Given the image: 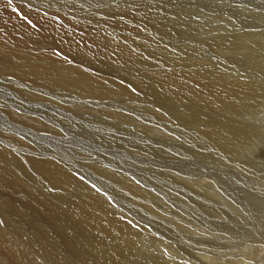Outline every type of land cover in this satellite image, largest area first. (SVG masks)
<instances>
[{"label": "rangeland", "instance_id": "1", "mask_svg": "<svg viewBox=\"0 0 264 264\" xmlns=\"http://www.w3.org/2000/svg\"><path fill=\"white\" fill-rule=\"evenodd\" d=\"M11 1H14L16 4L18 3L29 4L30 2V4L39 7V4L37 5V3H35L37 0H27L28 2L26 0H11ZM67 1L68 0L63 2L69 5V6L66 5V7H71L70 6L71 3V5L73 4L72 6L80 9L83 8V5L85 4L83 0H69V2ZM117 1L118 0H98V4L103 8L104 6ZM168 1L173 8H175V6L178 5V8H175V12L176 14L180 12V14L182 15V19L180 23L183 25H184L183 21H185L186 23L188 22V24L189 22H191L190 23V27H191L192 23H195L201 19L200 20L201 24H209L208 22H210L211 24L214 25L215 28H218L217 30L213 31V34H217V35L219 33V29L221 30V33L228 32L230 35L231 33H234V35L239 34L241 36L242 33L243 35L245 34L248 35L247 33H260V34L264 33V10L262 8L263 5L261 4L260 0H208V1L180 0V2L183 3V5L182 3L179 4L178 0H171V1L168 0ZM158 3L159 4L151 3L150 0H141L139 2L138 8L136 7L134 9L136 10L142 9L140 11H142L144 14L142 15V13H139L135 15L134 13H132L134 18L131 19V22L135 24V26L132 27V30H135L137 32L144 30L145 32V29H148L147 24L149 23V19H147L148 21H146V18H144V16L149 11H155V12L162 11L160 10L162 8L161 7L162 3L161 2ZM28 4H25V6H28ZM92 7L94 6H91L90 8ZM150 7L153 8V10H150ZM87 11H89V13L93 12V10L91 9L90 10L87 9ZM41 12H44V14L46 15L49 14L46 11H40V13ZM201 12H204V14L202 15ZM161 14H163V11L161 12ZM258 15L260 16V18ZM52 17L54 18V16ZM105 17L106 16H104L103 18ZM252 20L253 22H251ZM29 21L31 20L29 19ZM246 21L247 22L249 21V23H247ZM119 22L120 20H117L116 22L117 28L120 27L118 25ZM196 25L198 24H195L192 27L196 29V27H198ZM251 25L252 28H250ZM223 26H225V28L221 29ZM192 27L190 31L194 34L195 30H193ZM150 29L149 31H146V33L150 32L151 34ZM171 33L174 32L172 31ZM200 33L203 34L201 29H200ZM226 35L227 34H224L222 37H215V39L217 41L227 40ZM154 36H156V39L159 40H161V37H164V35L162 36V34L159 33H154ZM154 36H151V39L155 42ZM188 38H189L188 45L191 43L192 48H194L195 51H197L198 48L197 45L195 44V41H193V38L192 37H188ZM247 41L245 42L242 41L241 43L249 44V40ZM147 42L146 44H148ZM163 46H165L163 47V49L166 51L165 55L168 56V50H169L168 48H170L169 51H173V48L168 44L166 46L165 43L163 44ZM38 47L39 46L36 45V48ZM43 48H44L43 51L46 53V55L52 56L53 59H55L58 62L59 61L63 62L60 64L68 69L71 68L70 70L74 69L79 71V69H81L87 74L94 77H99L102 75L100 79L107 87L108 92L107 91L104 92L105 96L103 95V93L100 94L101 98L99 97V95L96 96L97 98H94L92 95H81L76 92L65 91V93H63L62 91L64 90H59V89L54 90L52 94L48 92H44V93L41 91L38 92L35 90L28 91V94H24V92H20L16 89H14L13 91L8 90V87H10V85H8L7 89L5 90V88L3 87L5 80L2 81L3 79L0 77L1 78L0 95L2 96V97L0 96L1 103L10 105L11 104L10 102H12L13 105L18 104L21 107L19 106L17 107L25 111H32L30 110V108H36V109L38 108V110L42 111L43 116L46 119L40 115L37 116L30 115V116L37 118L40 122L44 124L46 123V125L48 124L50 125V126L48 125L49 130H44V129L37 130L35 128L31 130L29 128L28 130H26L27 126L20 127L19 123L15 124L16 126L19 124L17 127L9 126L8 123H10V121L8 120V118L6 116L4 118L0 117V124L4 125V127L0 126V135L2 134L3 136H8L9 139H14V138L16 139V141H12L9 139H7L8 141L0 140V147L3 148L5 146L4 149L10 153V156L15 157L18 160L17 164L15 163L13 164V166L7 167L6 171L0 172V205H1L0 228L6 231V233L8 232L7 235L12 242L15 241L21 242L23 240H27L30 243V245L33 247V249H38L39 246L43 244V237L44 235H46L47 230L43 229L44 222L42 223L43 226H41V228L35 226L33 227L32 223L27 224V223L19 222L20 223L19 224L17 219L21 217V212L15 211L14 213L12 208H10L11 206L3 205V201H7V200H8L7 202H9L10 205L15 206V208L17 207L22 208L24 206L25 210L23 211L21 210L22 213L27 211L28 205H30L28 208L37 209L40 207V205L45 204L46 207L48 208L52 206L53 202L56 205L60 206L61 211L70 210L72 211V214H75V212H81L83 217H85V221H86L85 232L87 233V236L88 235L90 236L88 237L87 240H93L94 238L92 237H98L115 245L114 247H112L113 250H117L123 253L125 256L121 264H129V263L131 264V262H133L132 264H134L136 259H139L138 258L139 255L142 257L141 258L142 261L150 259L151 257H145V256H147L151 252L152 248L153 249L162 248L163 250L165 249L166 251L165 254L170 255L171 257L169 258L168 256L167 258L173 264L174 263L185 264V262L181 263L180 261L181 259L185 260L187 262L186 264H211V263L218 264L220 262L225 263L227 259L221 257V255L224 254L227 250H233L235 252H240V253H246V252L249 253L250 251L246 250V248H251L254 245L252 243L256 241L258 242L256 243L257 245L256 244L255 245L261 247V250L262 249L264 250V244L258 239V237L254 235V234L264 235V218L260 220V218L257 215L251 218L250 216H248L249 214L248 211H246L249 205L253 206L257 202H259L260 199L262 200L259 202L260 205L259 204L258 205L260 207H264V190H263L264 160L258 159L260 157L259 156L260 154L261 156L264 157V154L261 153V151L264 149L263 146L264 137L263 136L262 138L255 137L253 134L250 133V132L253 133L254 129L252 127H247V126L246 129L250 132L247 134L246 137L243 136L239 137L237 134L236 135L230 134L229 132L230 135L222 133L224 137L217 141L215 136L212 135L211 137L208 138V136L203 133L204 132L203 129L207 128L208 124L209 126L212 124L221 125L223 122L227 123L228 121L229 123V121L235 119L240 121L244 125L245 124L253 125L257 120L260 122L259 123L260 126H264V109H263L264 108V86H263L264 70L261 69L264 66V64H262L264 63V58L254 57L253 65L251 68V72L254 73V77L251 78V83L253 84L251 85V87L253 89H256L255 91L257 93L256 102L259 106V109H256L258 107L255 105H250L251 106L250 111L254 110L253 112L245 113L242 110L239 114L240 115L239 117H231L232 114L229 113L226 110V108L225 110H223V108L217 109L215 107L209 106L207 108L208 111H206L202 119L198 120L200 122L196 124L192 119L193 110L190 112L186 111L185 114L181 109H177V107L174 108L172 106H163L160 108L158 105L155 106L149 105L147 100V95L149 94V90L142 89L138 87L136 84V81L140 80V78L142 79L141 77L142 72L140 70L133 71L132 73L125 75L122 74V76L118 74L121 77L110 76L112 75V73L110 72L109 69L102 71L98 70V72L96 70L93 71L94 69H97V67L92 66V64L90 67L88 64H86L87 60L85 59L83 60V58L77 56L69 57L56 48L49 49L48 46L46 45H44ZM149 50L150 49L145 48V50L141 49L136 53L140 55L145 61H147L149 57L153 58L154 56L151 53V51H150L151 56L146 54ZM174 50L175 52L180 53L178 49H174ZM236 51L237 50H235V53ZM34 52L39 53L37 50ZM184 52L187 53L186 50ZM50 56L48 57L45 56L47 59V61L45 60L46 65L48 66H51L49 64L51 62L49 61L51 60ZM45 57L43 59H45ZM183 59H185L184 55H183ZM160 60L161 63L164 64L166 69H173V70L180 69L179 66L180 63H177L178 61H174L176 62L174 63L162 58H160ZM215 61L216 60H213V62ZM154 62L160 63L159 60H155ZM56 66L59 69L64 68L60 65H56ZM140 67H141V63L139 64V68ZM198 67H202V66L198 65ZM66 68L64 69L65 73L67 75H70V72ZM116 72L119 73V71L117 70ZM146 75H148V72L146 73ZM86 76L91 80H95V78L92 79V77L88 75ZM9 81L13 83L14 79L10 77L7 83ZM117 83L120 84L118 85ZM115 86L119 89H115L114 88ZM132 87H134L135 89ZM109 88L112 89L114 94ZM47 89L48 88H43L42 90L46 91ZM42 94L43 97H41ZM3 96L5 97L6 100H4ZM88 99L90 100L88 101ZM90 105L91 108H89ZM115 107L120 108L121 112L123 114L124 113L126 114V115L124 114L126 118H124V116L120 118L119 116L114 114V112H116ZM171 108L174 109L171 110ZM21 109L18 108L13 109V111L14 112L16 111L17 113L24 115L25 112L22 111ZM83 112L85 113L88 112V113L85 114ZM249 117L251 118L250 120ZM83 124L84 127H82ZM202 125H204L203 129L201 128ZM52 129L55 130L51 131ZM39 133L41 134L44 133L43 134L44 136L38 135ZM250 134L253 136H251ZM260 139H261V143H259ZM21 142L24 144H21ZM256 145L259 146V148H254V146ZM14 146H16V149ZM130 146H132V148H130ZM132 150L135 151L131 152ZM26 151H28L29 153ZM19 152H25L26 156L21 155ZM31 153H33V155ZM34 154H36V156ZM27 157L33 158V160L30 161L31 163L28 162ZM133 158L138 161L133 162ZM79 159H81V161ZM24 161L28 163L26 164ZM41 164L42 166L47 168H49L48 166H51L50 169H53L55 171L60 170L59 172L60 173L63 172L62 174H64V178H66L67 180L74 177L75 179H77V181H75L73 185L75 183H79L80 185L82 186L84 185L88 188L81 191L82 193L81 195L78 192L79 189L78 188L76 189L75 185L74 188L76 190L72 193L70 192L71 187H66L68 191L66 190V188L62 190L60 185L52 181L55 179H53L49 174L44 173V169L42 170L40 169ZM185 164H187L185 168L189 170L188 174L192 175L193 178L188 177L186 175L180 176V177H185V181H180L178 178H169V176H174V174L172 173L173 169H177L180 166L183 167V165ZM86 165H88L89 167ZM107 165H109V167L116 168V174L118 175L119 174L122 175L121 173H125L123 171L135 170L129 175L128 180L133 184L136 183L135 184L136 186L143 188L144 192L136 190L132 186H131L132 189H129L128 191L127 185L124 180H122L121 178H117L116 176H111L110 174L108 175L109 170L107 169ZM70 166L71 168H69ZM202 167L204 169L203 173H205L206 176H208V174L212 172L208 176L210 178L211 184L206 185L205 183H201L200 181H198L197 178H194L196 176V173H198ZM121 169H125V170H121ZM110 171L112 170L110 169ZM28 176H31L32 178ZM82 176L85 177L82 178ZM28 178H30L29 179L30 181L28 180ZM51 178L52 180H49ZM46 179L48 180V182ZM166 180L169 181V186L167 185ZM234 180H236V185L239 188V191L245 194V195L241 194L240 195L241 199L237 198L236 199L237 201L235 199H232L229 195H227L226 190L223 188L224 185H231V183H234ZM225 181L226 182L229 181L230 183L229 182L226 183ZM195 183L200 187L197 186ZM45 184H47V186ZM11 187L13 188L11 189ZM15 189L17 192L15 191ZM96 189L99 192H97ZM110 190H112V192ZM190 190L192 193L190 192ZM86 191H89V194L87 195L88 196L90 195L91 200L95 199L92 200V202L94 205H96V207H89L88 205H86V201L84 197V193L86 194ZM94 192L95 194L102 196L105 199V203L107 205H110L118 210L116 219H121L122 222H124V224L126 223L129 231L124 232L121 228H118L117 226H116L117 227L116 230L118 232L116 230L112 231L110 230V228L113 225H108L106 227L107 229L106 230L105 227H100L98 225L99 221L97 220L94 221L92 218L90 219V213H93V211L94 214H102L106 212V210H104V206L101 203L96 202V198L92 197V193ZM206 193L208 194L209 198L208 197L206 198ZM65 194L72 195L71 198L70 196L65 197L67 200H71V202L63 201L62 199H60V197L58 198V196H62ZM196 196L198 198H196ZM13 198H17L16 199L17 201L15 199L13 200ZM242 199L245 200L243 201ZM34 205L35 207H33ZM199 206L202 208L201 210L204 212V214L200 212ZM213 207L217 209V212L220 215L219 218L217 217L216 219L217 221L227 222V224H230L228 217L232 215H237L235 213H239L241 218L246 219L245 221H242V223H244L246 227L242 226L241 228L237 229L234 226H231L232 228L237 229L235 232L236 238H234L229 233L224 231H217L215 234L214 232L208 229L196 226L198 220H201L200 216L202 215L204 216L202 218V222L204 223V225L207 226L212 224V221L209 218H207L206 215L211 213ZM13 213L17 214V216L13 215ZM86 215H88V217H86ZM186 215H187V219H184V216ZM63 218L65 219L66 224H69L71 220L73 221L72 217L70 216H64ZM112 218L114 217L112 216ZM89 221L91 222L89 223ZM163 221H169L171 226L174 227V229L172 228L173 230H171L173 233L171 238L174 239L169 240L170 233L168 232L167 233L168 239L162 237L160 238L165 243L163 242L162 244L156 246L154 243L155 241L153 242V239L150 238L151 235V232H149L151 231L150 225L153 222L152 230L154 231L156 228L160 226V224L166 226V224ZM247 224H252V227L254 229V234L249 231ZM175 225L177 228L175 227ZM24 227L26 228V230ZM67 227L70 229V232L72 231L71 234L75 233V235L73 236L76 237L77 239L76 243H78V246L76 248H81V249L85 248L84 249L85 254H83V257L81 258L80 256L77 255L78 258L82 260L85 259L89 261H94L97 263L100 261L101 256H105V258L109 261L111 260V257H109L110 254L107 253V251L111 250L112 248L106 251L105 247H103L102 251L100 252L97 248L93 246V248L96 249L98 252H92L90 250H86L87 247H89L88 244L89 242L85 244L84 240L80 238L79 230L76 229V224L73 227L71 226H67ZM201 229H204L205 232L213 233L217 237V238L215 236L213 237L211 245L207 243H203L202 245L198 246L194 243L195 241H197L196 238L203 239L202 237H200ZM18 230L21 232H19ZM22 231H24L25 233H23ZM108 231H111L113 233H109ZM118 234L120 237L122 236L124 238V241L118 237ZM175 240L181 243L184 242V247L181 248V245H176ZM115 241L118 243H115ZM57 247L61 249V251L57 250V253L59 255L62 254L71 257L68 253L73 254V256L77 254L75 251L76 248H73L74 250L73 249L69 250V248L63 247L62 244ZM217 247H220V249H218ZM166 249L169 250L167 251ZM64 250L67 253L64 252ZM261 250H260V255L262 256L264 254V251L261 252ZM206 252L208 253L211 252L213 253V255L207 254ZM254 255H257V253L254 252L252 253L253 258ZM40 257L42 258L41 261L43 264L55 263L51 258H47L43 255H40ZM176 258L177 259L179 258L180 260L179 261L175 260ZM209 259L212 260L210 261ZM5 261L7 264H14L8 256H5Z\"/></svg>", "mask_w": 264, "mask_h": 264}, {"label": "bare ground", "instance_id": "2", "mask_svg": "<svg viewBox=\"0 0 264 264\" xmlns=\"http://www.w3.org/2000/svg\"><path fill=\"white\" fill-rule=\"evenodd\" d=\"M37 1L35 3H37V5L39 4V7H36V5L30 4V2H29V4L25 3V4H28V6H25L24 3H23L24 5H23V4H19V3L16 4L14 1L9 2V0H0V77L3 79L2 81L5 80L4 85H3L5 90L7 89V86L10 85V87H8V90L13 91L14 89H16L20 92H24V94H28V91H34V90L38 91V92L41 91L43 93L48 92V93L52 94V92L54 90L59 89V90H64V91H62L63 93H65V91L76 92V93L81 94V95H92L94 98H97L96 96H98V95L100 97V94H102V93L105 96L104 92L107 91V87L104 85V83L100 79L102 77V75L99 77H94V76L87 74L86 72H84L81 69H79V71L74 70V69L70 70L71 69L70 67H69L70 69H68V68L62 66L60 63H63V62H60V61L58 62L55 59H53L52 56L46 55V53L43 51L44 50L43 46L46 45V46H48L49 49L50 48L51 49L56 48V49L62 51L65 55H67L69 57H71V56L76 57L77 56V57L83 58V60L84 59L87 60L86 64H88L90 67H91V64H92V66L97 67V69H94V70L92 69L93 71L96 70L98 72V70L102 71V70L109 69L110 72L112 73V75H110V76H120V75L122 76V74L125 75V74L132 73L133 71H139L140 70L142 72L141 73L142 79L140 78V80L136 81V84L138 87H140L142 89L149 90V94L147 95V100H148L149 105H152V106L158 105L160 108L163 106H172L174 108L177 107V109H181L184 113L186 111L190 112L193 110L192 119L196 124H198L200 122L198 120L202 119V117L205 115L206 111H208L207 108L209 106L215 107L217 109L223 108V110H225V108H226V110L232 114L231 117H239L240 116L239 114L242 110L245 113L253 112L254 110L250 111V107H251L250 105H255L258 107L256 109H259V106L256 102V99H257V93L255 92L256 89H253L251 87V85H253L251 83V78L254 77V73L251 72V68L253 65L254 57L264 58V33H261V34L260 33H247L248 35H246V34L243 35V33H242V36H241L239 34L234 35V33H231V35H230L228 32L221 33V30L219 29V33L217 35V34H213V31L217 30L218 28H215L214 25L211 24L210 22H208L209 24H201V21H200L201 19H200L197 22L191 24L192 26L195 24H198V25H196V26H198V27H196V29H194L191 26L193 28V30H195V32L193 34L190 31V29H191L190 23L191 22H189V24H188V22L186 23L185 21H183L184 25L181 24L180 21L182 19V15L178 11H177L178 12L177 14L175 12V8H178V5H176L175 8H173L168 0H150L151 3H154V4H159L158 2L162 3V6L161 5H159V6L162 7L160 10L163 11V14H161L162 11H157V12L149 11V12H147V14H145L144 18H146V21H148L147 19H149V23L147 24L148 29H145V32H144V30L138 31V32L135 30H132V27L135 26V24H133L131 22V19L134 18L132 13H134L135 15H137L139 13H142V15L144 14L142 11H140L142 9H140V10L134 9L136 7L138 8L139 2L141 0H118L117 2H113V3H110L106 6H104L103 7L104 9L101 6H99L98 0H83V2L85 4L83 5V8H80V9L72 6L73 4L71 5V3H70L71 7H66V5L69 6L67 3H63L66 0H37ZM23 2H25V1H23ZM56 2H57V5H56ZM67 2H69V0ZM178 2H179V4L182 3V2H180V0H178ZM260 2L263 5L262 8L264 10V0H260ZM182 5H183V3H182ZM91 6H94V7L90 8ZM68 9H71V10H68ZM87 9H89V10L91 9V10H93V12L89 13V11H87ZM254 9H255V7H254ZM150 10H153V8L150 7ZM40 11H46L49 13L48 15H50V16L44 14V12H41L42 13L41 14ZM95 13H97V14H95ZM201 14L203 15L204 12H201ZM103 15L106 17L103 18L104 17ZM52 16H54V18ZM120 16H122V17H120ZM246 16H248V15H246ZM259 18H260V16H259ZM29 19L33 23L31 21H29ZM117 20H120V22L118 23V25L120 27H118V28L116 25ZM89 22H91V23H89ZM218 22H219V20H218ZM251 22H253V20ZM247 23H249V21ZM252 25L250 26V28H252ZM223 28H225V26H223L221 29H223ZM149 29L151 31V34H150V32L146 33V31H149ZM200 29L202 30L203 34L200 33ZM172 31L174 33H171ZM154 33L162 34V36L164 35V37H161V40L156 39V36H154ZM224 34H227L226 35L227 40L217 41L215 39V37H222ZM151 36H154L155 42L151 39ZM188 37H192L193 41H195V44L197 45V48H198L197 51H195V49L192 48L191 43L188 45V43H189ZM147 40H148V42H147ZM247 40H249V44H247V43L242 44L241 43L242 41L245 42ZM146 42L148 44H146ZM164 43L166 44V46L168 44L173 48V51H169L170 48H168L169 49L168 50V56L165 55L166 51L163 49V47H165V46H163ZM36 45H38L39 47L36 48ZM145 48L150 49L146 53L147 55H150V51L154 55L153 58L149 57V59L147 61H145L140 55H138L136 53L137 51H140L141 49L145 50ZM174 49H178V51L180 53L175 52ZM36 50L39 53H35L34 51H36ZM185 50L187 51V53L184 52ZM235 50H237L236 53H235ZM134 51H135V53H134ZM193 54H195V55H193ZM51 55H53V54H51ZM183 55H184L185 59H183ZM45 56L46 57L50 56L51 60H49V61H51V62L49 64L51 66L46 65L47 59ZM44 57H45V59H43ZM160 58L166 59L167 61H171V62L178 61L177 63H180L179 64L180 69H176V70L166 69L164 64L161 63ZM145 59H146V57H145ZM155 60H159L160 63L154 62ZM213 60H216V61L213 62ZM140 63H141V67L139 68ZM174 63H176V62H174ZM262 64H264V63H262ZM53 65L54 66L60 65L64 68L59 69L57 66H56L57 67L56 68ZM198 65H200L202 67H198ZM263 67L261 68L262 70H264ZM65 68L70 72V75H67L65 73V71H64ZM116 70L119 71V73L116 72ZM147 72H148V75H146ZM118 74H120V75H118ZM86 75L92 77V79L95 78V80H91ZM10 77H12L14 79L13 83L11 81H9L7 83L8 79ZM96 79H97V81H96ZM117 79H119V78H117ZM137 79H139V78H137ZM143 80H145V81H143ZM43 88H48V89L46 91H44V90H42ZM114 88L119 89L116 86ZM132 88H134V87H132ZM110 90L112 91V89H110ZM1 92H3V91H1ZM9 93H10V91H9ZM112 93H113V91H112ZM116 95H119V94H116ZM41 97H43V94ZM91 99H92V97H91ZM4 100H6L5 97H4ZM89 100L90 99H88V101ZM63 102H66V101H63ZM10 103H11L10 105H7V104L0 102V117L4 118L6 116L8 118V120L10 121V123H8L9 126L17 127L20 124V127L21 126H27L26 130H28L29 128H30V130L34 129V128L37 130H41V129L49 130V128H48L49 124L46 125V123L44 124V123L40 122L37 118L33 117V116H37V115L43 116L42 111L38 110V108L37 109L36 108H30V110H32V111H25V110L19 108L21 106H19L18 104L13 105L12 102H10ZM17 106H19V107H17ZM17 108L24 111L25 114L23 115V114L17 113L16 111L14 112L13 109H17ZM89 108H91V105ZM41 109H42V107H41ZM173 109L171 108V110H173ZM212 109H214V108H212ZM83 111H85V110H83ZM115 111L116 112H114V114H116L120 118H122L123 116H124V118H126L125 117L126 114L124 113L125 114L124 115L121 112L120 108H116ZM233 112H234V114L235 113L236 114L234 115ZM83 113H85V112H83ZM86 113H88V112H86ZM210 114H211V112H210ZM30 115H33V116H30ZM250 119L251 118L249 117V120ZM17 123H19V124L16 126L15 124H17ZM259 123L260 122L256 120L255 124H253V125H248V124L244 125L240 121L235 119V120L229 121V123H228V121H227V123L223 122L221 125H213L212 124L209 126V124H208L207 128H209V129H207V128L203 129L204 125H202L201 128L204 131L203 133L206 134L208 136V138L213 135L216 137L217 141L224 137L222 133L228 134V135H230V134L236 135L237 134L239 137H242V136L246 137L247 134L250 132L246 129V126L252 127L254 129V132L253 133L250 132V133L253 134L255 137L262 138V136L264 137V126H260ZM0 126L4 127L3 124H0ZM82 127H84V124ZM58 128H60V127H58ZM54 130L55 129H52L51 131H54ZM58 130H60V129H58ZM66 131H67V129H66ZM2 132H4V131H2ZM229 132H230V134H229ZM12 134H14V133H12ZM43 134L39 133L38 135L42 136ZM53 135H55V134H53ZM164 135H165V133H164ZM253 135H251V136H253ZM12 136H15V135H12ZM0 138H1L0 140H5V141L7 139H9L8 136H3L2 134L0 135ZM9 140L16 141L15 138L9 139ZM259 143H261V139H260ZM21 144H24V143L21 142ZM220 144H222V143H220ZM263 146H264V142H263ZM4 147L3 148L0 147V172L6 171L7 167L13 166V164H15V163L17 164V162H18V160L15 157L10 156V153L8 151H6L4 149ZM14 147L16 149V146H14ZM130 148H132V146H130ZM254 148H259V146L256 145V146H254ZM9 150H11V149H9ZM135 150H132L131 152H133ZM26 152H28V151H26ZM19 153L21 155L26 156L25 152H19ZM33 153H31V154L33 155ZM261 153L264 154V149L261 151ZM34 155L36 156V154H34ZM259 156H260L259 158L257 157L258 159L264 160V157L261 156V154ZM27 160H28V162H30L31 160H33V158L27 157ZM79 160L81 161V159H79ZM137 161L138 160L133 158V162H137ZM28 162H25V163L27 164ZM102 165H104V164H102ZM186 165L187 164L183 165V167L180 166L177 169H173L172 173L174 174V176H169V178H178L180 181H185V177H180L181 175H186L188 177L193 178L192 175L188 174L189 170L187 168H185ZM86 166H88V165H86ZM101 166H100V168H101ZM48 167L49 168L44 167L41 164L40 169L41 170L44 169V173L49 174L53 179H55V180H52V178H51L49 180H52L56 184L60 185L62 190H64V188H66V187H71V191L70 190L69 191L72 193L78 188L79 191L78 190L77 191L81 195L82 194L81 191L88 188L84 185L83 186L80 185L79 183H75L74 184L76 187V189H75L73 183L75 181H77V179L72 177V178L67 180L66 178H64V174H62L63 172L60 173L59 172L60 170L55 171L53 169H50L51 166H48ZM72 167H73V165H72ZM58 168H59V165H58ZM69 168H71V166ZM112 168L113 167H109V165H107V169L109 170L108 175L110 174L111 176H116L117 178H121L122 180H124L126 185H127L128 191H129V189H132L131 188V186H132L136 190L144 192L143 188L136 186L135 185L136 183L133 184L128 180L129 175L135 170L123 171L125 173H121L122 175H120V174L118 175V174H116V168H113V169ZM102 169H104V168H102ZM110 169L112 171H110ZM98 170H99V168H98ZM121 170H125V169H121ZM203 170L204 169L202 167L200 169V171L198 173H196V176L194 178H197L198 181H200L201 183H205L206 185L211 184L210 178L208 176L212 172H210L208 174V176H206L205 173H203ZM25 172H24V174H25ZM119 172H120V170H119ZM32 174H34V173H32ZM44 176H45V174H44ZM28 177H31V176H28ZM83 177H85V176H82V178ZM206 178H207V181H206ZM20 179H21V177H20ZM29 179L30 178H28V180ZM47 182H48V180H47ZM227 182H229V181H227ZM166 183L169 186L168 180H166ZM201 183H199V184H201ZM52 184H53V182H52ZM222 184H223V182H222ZM45 185L47 186V184H45ZM197 186H199V185H197ZM94 187H95V185H94ZM236 187H237L236 180H234V183H231V185H224L223 186V188L227 192V195H229L232 199H235V200L237 198H240L241 194L245 195L244 193L239 191L238 187H237L238 189ZM12 188L13 187H11V189ZM32 188H33V186H32ZM107 188H108V186H107ZM19 190H22V189H19ZM33 190H35V189H33ZM41 190H43V189H41ZM66 190H67V188H66ZM191 190H190V192H191ZM15 191H16V189H15ZM89 191H86V194L84 193L86 205H88L89 207H96V205H94L92 202V200H95V199L91 200L90 195L89 196L87 195V194H89ZM96 191H97V189H96ZM110 191L112 192V190H110ZM146 191H147V189H146ZM97 192H99V191H97ZM1 194H4V193H1ZM58 194H60V193H58ZM213 194H214V192H213ZM42 196H44V195H42ZM67 196H70V198H71L72 195L71 194H65L62 196H58V198L60 197V199H62L63 201L71 202V200H67L65 198ZM92 197L96 198V202H99L104 206V210H106V212L102 213V214H94V211H93V213H90V219L92 218L94 221L95 220L99 221L98 225L100 227H105V229L108 225H113L110 228V230H112V231H115L117 227L121 228L124 232L129 231L126 223L124 224V222H122L121 219H116L117 213H118L117 209L113 208L110 205H107L105 203V199L102 196L95 194V192L92 193ZM207 197L209 198L208 194L206 193V198ZM58 198H57V200H58ZM76 198H77V196H76ZM109 198H110V196H109ZM188 198H189V196H188ZM190 198H191V195H190ZM196 198H198V197L196 196ZM14 199L16 200L17 198H13V200ZM4 200H6V199H4ZM242 200L244 201L245 199H242ZM261 200L262 199H260L259 202ZM7 201H3V205L11 206L10 208H12L14 213H15V211L21 212V217H19V218L17 217L18 223L19 222L27 223V224L32 223L33 227L35 226V227L41 228V226H43L42 223L44 222L43 229H46L47 232H46V235H44V237H43V244L42 245H45V246L41 245V246H39L38 249H33V247L30 245V243L27 240H23L21 242L20 241L19 242H16V241L12 242L11 239H9V237L7 235L8 232L6 233V231H4L0 228V264H7L5 261V256H8L14 264H43L41 261L42 258L40 257V255H43L47 258H51L53 260V262H55L52 264H118V263L121 264V262L125 258L123 253H121L117 250H113L112 247H114L115 245H113V244H111V243H109V242H107L101 238L92 237V238H94L93 240H87L88 237H90V236L89 235L87 236V233L85 232V222L86 221H85V217H83L81 212H75V214H72V211H70V210L61 211L60 206L56 205L53 202L52 206L48 207V208L46 207L45 204L40 205V207L37 209L36 208H28L30 206V205H28L27 211L22 213V211L25 210L24 206L23 207L21 206L22 208H20V207L15 208V206L10 205V203ZM46 201H44V202H46ZM57 202H59V201H57ZM80 202H81V199H80ZM259 202H257L253 206L249 205L247 207L246 211H248V213H249L248 216H250L251 218H253V216L257 215L261 220L262 218H264V207H260ZM181 204H183V203H181ZM36 205H38V204H36ZM18 206H19V203H18ZM33 207H35V205ZM199 208H200V212L204 214V212L201 210L202 208L200 206H199ZM228 210H231V209H228ZM244 211H245V209H244ZM18 212H17V214H18ZM14 213H13V215L17 216V214H14ZM186 214H187V212H186ZM200 214H199V216H200ZM235 214H237V215H232V216L228 217L230 224H227V222L217 221L216 219H217V217L219 218L220 215L217 212V209H215L213 207L211 213L206 215L207 218H209L212 221V224L207 225V226L204 225V223L202 222V218L204 216L202 215V216H200L201 220H198L196 226L208 229V230L214 232L215 234L217 231H224V232L229 233L234 238H236V236H235L236 230L241 228L242 226H245V224L242 223V221H245L246 219L241 218L239 213H235ZM111 215L115 219L112 218ZM64 216L72 217L73 221L71 220V222L69 224H66V221L63 218ZM86 217H88V215H86ZM184 219H187V215L184 216ZM61 222H64L65 224L61 223ZM90 222L91 221H89V223ZM163 222L166 224V226H164L163 224H160V226L158 228H156L154 231L152 230V227H153L152 223L153 222L150 225L151 226L150 227L151 231H149V232H151L150 238L153 239V242L155 241L154 243L156 246H158L164 242L163 240L160 239L161 237L168 239V235H167L168 232L170 233L169 240L174 239V238H171L172 234H173L171 230H173L174 227L171 226L169 221H163ZM19 224H17V225H19ZM75 224H76V229L79 230L80 238L82 240H84L85 244L89 242L88 243L89 247H87L86 250H90L92 252H98L96 249L93 248V246L95 248H97L100 252L102 251L103 247H105L106 251L112 248L111 250L107 251V253L110 254L109 257H111L110 261L107 260L105 258V256H101L100 261L98 263L94 262V261H89V260H85V259L82 260V259L78 258V256H80L81 258L83 257V254H85V250H84L85 248L84 249L76 248L78 246V243H76V241H77L76 237L73 236V235H75V233L73 232L74 234H71L72 231L70 232V229L67 227V226L73 227ZM231 226H234L237 229L232 228ZM175 227H176V225H175ZM247 227L249 228V231L254 234V229L252 227V224H247ZM7 229H9V228H7ZM25 230H26V228H25ZM145 231H146V229H145ZM19 232H21V231H19ZM22 232L25 233L24 231H22ZM108 232L113 233L111 231H108ZM14 233H17V232H14ZM43 234H45V233H43ZM200 234H201L200 237H202L203 239L196 238L197 241H195L194 243L198 246L202 245L203 243H207V244L211 245L212 239L215 236V234L210 233V232H205L204 229L200 230ZM254 235L256 237H258V239L264 244V235H256V234H254ZM118 237L124 241V238L122 236L120 237L119 234H118ZM179 240H181V239H179ZM188 240H190V239H188ZM257 242L258 241L253 242L252 244H254V245L251 248H246V250H249L251 253L250 252L249 253L248 252L240 253V252H235L233 250H227L224 253L226 256L224 254L221 255V257L226 258L227 261L224 260L225 263L220 262L218 264H264V254L262 256L260 255L261 247L256 246ZM59 243H61L63 247L69 248V250L76 248L75 251L77 254L75 253L76 255L73 256V254L68 253L71 257L65 256L62 254L59 255L57 253V250L61 251V249H59L57 247V246L61 245ZM115 243H118V242L115 241ZM119 243H120V241H119ZM175 243H176V245H181V248L184 247V242L181 243V242L175 240ZM81 246H79V247H81ZM249 246H250V244H249ZM217 248L220 249V247H217ZM170 250H171V248H170ZM221 250H223V249H221ZM34 251L35 252L37 251V252L35 253ZM172 251H173V249H172ZM262 251H264V250L262 249L261 252ZM64 252H66V251L64 250ZM169 252H171V251H169ZM253 252L257 253V255H254V258L252 256ZM165 253H166L165 249L163 250L162 248H157V249L152 248L151 252L147 256H145V257H151L150 259L142 261V259H141L142 257L139 255L140 257L138 256V258L141 260L136 259L134 264H173L167 258L168 256H169V258H171L170 255H167ZM206 253L213 255V253H211V252L210 253L206 252ZM175 260L179 261L180 259L176 258ZM180 261H181V263H183V262H185V264L187 263L185 260H182V259ZM132 263L133 262H131V264Z\"/></svg>", "mask_w": 264, "mask_h": 264}, {"label": "snow or ice", "instance_id": "3", "mask_svg": "<svg viewBox=\"0 0 264 264\" xmlns=\"http://www.w3.org/2000/svg\"><path fill=\"white\" fill-rule=\"evenodd\" d=\"M9 2H11V0H9Z\"/></svg>", "mask_w": 264, "mask_h": 264}]
</instances>
